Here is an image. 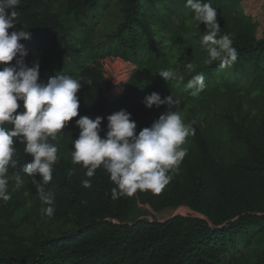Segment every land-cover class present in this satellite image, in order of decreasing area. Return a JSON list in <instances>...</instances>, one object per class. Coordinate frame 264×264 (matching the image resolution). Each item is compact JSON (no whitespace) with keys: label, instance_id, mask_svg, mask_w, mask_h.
Masks as SVG:
<instances>
[{"label":"trees","instance_id":"trees-1","mask_svg":"<svg viewBox=\"0 0 264 264\" xmlns=\"http://www.w3.org/2000/svg\"><path fill=\"white\" fill-rule=\"evenodd\" d=\"M112 3L119 23L103 43L88 48L97 25L92 20L98 19L91 13ZM211 4L218 12L219 35H230L238 52L227 68L219 61L204 63L205 25L195 27L186 0H20L16 27L9 32L22 28L31 34L21 41L24 63L32 67L46 52L58 58L60 72L82 86L78 116L56 140L49 138L58 147L52 180L45 185L55 198L51 217L41 213L47 205L23 171L32 158L14 141L17 164L7 174L11 199L0 200V264H264V35L257 38V22L244 13L242 0ZM81 42L85 62H61L64 55L78 57ZM104 57L134 67L120 94H103L105 79L96 59ZM188 62L193 71L184 67ZM168 69L177 76L166 82L158 74ZM58 73L39 69V82ZM201 73L205 88L193 97L186 84ZM153 92L171 95L172 110L195 129L182 145L188 143L189 151L159 193L137 191L113 199L115 185L102 167L88 178L86 169L72 162V141L79 135L75 121L102 117L103 138L107 117L125 110L138 134L167 110L144 106ZM16 174L23 180L19 187ZM84 179L91 180L90 188L82 186ZM144 206L154 212L182 207L198 217L150 222L143 217Z\"/></svg>","mask_w":264,"mask_h":264},{"label":"clouds","instance_id":"clouds-1","mask_svg":"<svg viewBox=\"0 0 264 264\" xmlns=\"http://www.w3.org/2000/svg\"><path fill=\"white\" fill-rule=\"evenodd\" d=\"M20 0H0V200L11 199L7 174L9 167H16L14 141L25 145L24 152L31 156V162L24 166V173L32 177L38 197L43 205V215L54 214V196L45 190L52 180L53 165L58 162V147L49 142L73 118L78 116L79 98L77 92L82 83L62 72L39 82V63L28 67L24 63L27 55L21 41L31 38L29 31L15 29ZM186 7L192 13L195 27L205 25L201 46L207 52L205 64L219 61L220 68L230 67L238 58L230 35L220 36L217 9L211 0H186ZM15 59V63L11 64ZM184 67L193 71L188 62ZM158 76L164 81L175 79L173 69L162 70ZM91 84V80L86 81ZM205 88V76L197 74L186 84L190 95L198 96ZM143 104L151 109L164 105L167 110L150 127L136 133L137 125L130 119V113L120 110L107 117V132L101 138L102 117L91 119L81 116L75 121L79 128L78 138L72 141V162L86 169L85 176L91 178L98 168H103L115 185L112 198L121 195L132 196L137 191L159 193L172 180L170 172H176L187 155L181 147L195 129L185 124L177 111L176 101L171 95L161 98L158 93L147 95ZM22 111H17L18 109ZM194 123V121L192 122ZM11 125L12 127H6ZM40 179L37 180L36 177ZM16 187L23 184L19 174L15 175ZM84 188H90L91 180L82 181Z\"/></svg>","mask_w":264,"mask_h":264},{"label":"rangeland","instance_id":"rangeland-1","mask_svg":"<svg viewBox=\"0 0 264 264\" xmlns=\"http://www.w3.org/2000/svg\"><path fill=\"white\" fill-rule=\"evenodd\" d=\"M245 4L244 11L247 14H250L256 19L257 22V29H256V36L258 39H261L264 35V0H242ZM243 10V9H242ZM93 16H97L98 19L92 20V25L97 24L94 26L95 28V35L93 38H89L87 41L88 48H95L98 43H103L105 41V37L107 36L108 32L113 30L115 26L119 23L120 18L118 15L117 6L115 4H111L108 8H105L103 10H99L98 12L91 13ZM92 37V36H91ZM84 48V45L82 42L80 43L78 50L80 51L79 54L76 57L73 55L72 57H65L60 59L61 62L64 64H71L74 60L85 62V53L82 51ZM96 51L99 52V50L96 48ZM60 58V57H59ZM105 59H96V61L99 62L101 65V69L103 71L105 83L103 85V94L105 97H109L110 95H116L120 94L122 92V85L120 83L122 82V78L119 76V72L117 67L121 66L120 63H116L115 61L118 58H106ZM110 61V65L108 68L105 69V61ZM121 60V59H119ZM58 58L57 57H50L46 52L43 53L36 61V63H39V69L41 72H44L46 68L52 71H57L60 73V67L57 63ZM115 62V63H114ZM112 66H115V69H112ZM134 70V67H132V71ZM132 73V72H131ZM183 148H186L187 151H189L190 145L186 143ZM145 211V215L143 216L145 220L150 222H163L170 218H173L175 216L181 215V216H193L198 217L197 214L192 213L191 211L187 210L186 208H167L159 212H154L149 207L144 206L143 207Z\"/></svg>","mask_w":264,"mask_h":264},{"label":"built area","instance_id":"built-area-1","mask_svg":"<svg viewBox=\"0 0 264 264\" xmlns=\"http://www.w3.org/2000/svg\"><path fill=\"white\" fill-rule=\"evenodd\" d=\"M112 61H115L116 63H120L119 67H117L118 69V72H119V76L122 78V82L120 83V85H123L125 84V82L129 79V76L132 72V65L127 63V62H124L122 60H119V59H116V60H112ZM114 62V63H115ZM110 65V61H105V69L108 68V66ZM112 69L114 70L115 69V66H112Z\"/></svg>","mask_w":264,"mask_h":264},{"label":"crops","instance_id":"crops-1","mask_svg":"<svg viewBox=\"0 0 264 264\" xmlns=\"http://www.w3.org/2000/svg\"><path fill=\"white\" fill-rule=\"evenodd\" d=\"M246 6H245V4L243 3V1H242V9H243V11H244V8H245ZM244 13H245V11H244ZM246 15H249V16H251L250 14H247V13H245ZM255 21H256V19L253 17V16H251Z\"/></svg>","mask_w":264,"mask_h":264}]
</instances>
